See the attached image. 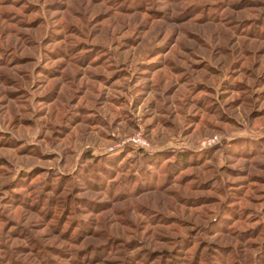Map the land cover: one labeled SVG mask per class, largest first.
Segmentation results:
<instances>
[{
  "label": "rangeland",
  "instance_id": "obj_1",
  "mask_svg": "<svg viewBox=\"0 0 264 264\" xmlns=\"http://www.w3.org/2000/svg\"><path fill=\"white\" fill-rule=\"evenodd\" d=\"M0 264H264V0H0Z\"/></svg>",
  "mask_w": 264,
  "mask_h": 264
}]
</instances>
